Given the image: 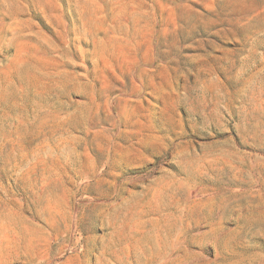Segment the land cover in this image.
I'll list each match as a JSON object with an SVG mask.
<instances>
[{
	"label": "rangeland",
	"instance_id": "374dc122",
	"mask_svg": "<svg viewBox=\"0 0 264 264\" xmlns=\"http://www.w3.org/2000/svg\"><path fill=\"white\" fill-rule=\"evenodd\" d=\"M0 264H264V0H0Z\"/></svg>",
	"mask_w": 264,
	"mask_h": 264
}]
</instances>
